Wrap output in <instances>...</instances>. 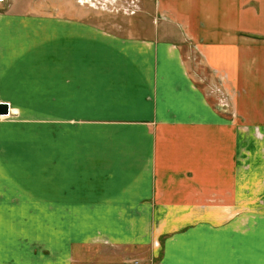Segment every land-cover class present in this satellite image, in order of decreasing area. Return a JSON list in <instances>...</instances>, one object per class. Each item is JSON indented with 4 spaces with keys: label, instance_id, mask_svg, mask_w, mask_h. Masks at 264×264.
Masks as SVG:
<instances>
[{
    "label": "crops",
    "instance_id": "crops-1",
    "mask_svg": "<svg viewBox=\"0 0 264 264\" xmlns=\"http://www.w3.org/2000/svg\"><path fill=\"white\" fill-rule=\"evenodd\" d=\"M0 1V101L44 89L65 121L91 106L83 145L65 130L22 142L0 122V264H74L99 240L154 264H264V160L241 170L240 144L243 127L264 136V0H146L152 28L123 41Z\"/></svg>",
    "mask_w": 264,
    "mask_h": 264
},
{
    "label": "rangeland",
    "instance_id": "rangeland-1",
    "mask_svg": "<svg viewBox=\"0 0 264 264\" xmlns=\"http://www.w3.org/2000/svg\"><path fill=\"white\" fill-rule=\"evenodd\" d=\"M0 3L3 2L0 1ZM34 7V11L39 15L83 21L90 24L91 29L103 31L118 41L127 40L128 38L134 39L137 36H139V39L146 37L147 32L153 26L151 6L146 0H37ZM146 11L150 13L148 14ZM165 19V16L161 17V20ZM186 47H183V51L185 57L188 58L186 61H189L191 66V75L201 87L209 90V97L215 99L214 101L218 107L220 97L226 95L222 110L223 112L228 111L229 106L231 108V104L227 105V101L232 100L231 96L233 94L221 85L214 89V93L211 92V86L217 83L214 73L206 67L203 58L192 54L191 50L186 49ZM99 63L100 60L97 56L95 61H91V68H97ZM222 79H224V75ZM223 82L225 81L223 80ZM46 93L44 89H40L35 93L32 102L14 103L13 107L10 106L11 115L0 117V122H5L17 128L18 138L16 139L22 142L39 139L37 142L42 143L51 134L54 135L56 131L65 130L63 137L65 141L62 140V142L69 144L78 142L80 145L90 143L91 135H86L85 130L79 128V126L84 125L86 122L91 123V106L85 105L80 113L82 117L68 118L66 125L65 120L54 117L59 113V104L55 102L57 97L50 100L46 99L44 98ZM0 103L4 102L0 101ZM68 114H71L70 107H68ZM229 117L232 122H237L234 114H229ZM46 126L51 128L50 134L44 131ZM252 143L255 144L256 148L254 152L249 148ZM240 144L241 158L243 159L241 170L247 168V160L249 159H255V161L258 160L260 162L264 160V136L260 133L259 128H253L252 131H249L247 127L241 128ZM263 169L261 168L259 172L261 176H264ZM104 242L106 241L99 240V243L105 246L106 243ZM104 246L95 247L89 244V246L84 247V253L88 252L84 256L79 254V261H75L74 264H119L118 260L121 256L123 258L126 257L121 264H135L136 262L154 264L151 261L135 260L140 255L135 248H123L121 253L122 250H109ZM106 252L109 253L106 254Z\"/></svg>",
    "mask_w": 264,
    "mask_h": 264
},
{
    "label": "water",
    "instance_id": "water-1",
    "mask_svg": "<svg viewBox=\"0 0 264 264\" xmlns=\"http://www.w3.org/2000/svg\"><path fill=\"white\" fill-rule=\"evenodd\" d=\"M9 114V105L0 103V117L8 116Z\"/></svg>",
    "mask_w": 264,
    "mask_h": 264
},
{
    "label": "built area",
    "instance_id": "built-area-1",
    "mask_svg": "<svg viewBox=\"0 0 264 264\" xmlns=\"http://www.w3.org/2000/svg\"><path fill=\"white\" fill-rule=\"evenodd\" d=\"M9 108H10V109H9V114H8V116H10V115H11V112H10V111H11L10 104H9ZM3 117H7V116H3ZM135 264H142V263H140V262H136Z\"/></svg>",
    "mask_w": 264,
    "mask_h": 264
},
{
    "label": "bare ground",
    "instance_id": "bare-ground-1",
    "mask_svg": "<svg viewBox=\"0 0 264 264\" xmlns=\"http://www.w3.org/2000/svg\"><path fill=\"white\" fill-rule=\"evenodd\" d=\"M11 106V105H10Z\"/></svg>",
    "mask_w": 264,
    "mask_h": 264
}]
</instances>
